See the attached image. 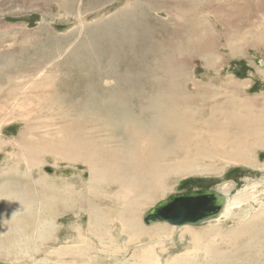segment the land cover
Instances as JSON below:
<instances>
[{"label": "bare ground", "instance_id": "1", "mask_svg": "<svg viewBox=\"0 0 264 264\" xmlns=\"http://www.w3.org/2000/svg\"><path fill=\"white\" fill-rule=\"evenodd\" d=\"M77 2L67 0L66 5H60L59 9L65 11L67 19H79L83 29L91 5H86L84 9L82 2ZM93 4L97 5L98 0H94ZM106 6L104 4L96 9H105ZM142 7V4L133 5L129 10L118 11L107 21H97L83 29L85 32L82 35L85 34L86 37H83L78 46L81 53L74 52V56L67 59V64H74L72 60L75 57L78 59L75 68L78 77L74 76L72 68H67L63 69L67 71V79L62 81L63 75L58 77L61 68L57 67L56 70L57 65H54L52 74L46 76L43 69L46 64L35 61L37 55L32 56L29 62L19 63H16L17 57L13 60L0 55V87L4 88L0 90V137L3 134L2 127L10 120L19 118L26 124V129L20 132L21 142L2 141L0 149L5 150L7 145L19 150L27 165L22 172L24 176L31 177L32 169L41 163L39 157L50 150L60 159L86 163L91 176L87 186L91 197L70 193L68 195L72 196V200L66 196L68 200L63 198L52 201V196L46 194L48 186L43 179L32 178L36 186L42 187L41 193H35L37 198L34 197L29 178H24L25 182L22 179L17 185L5 183L0 188V205L13 206L17 213H10L0 220V231L6 235L0 239V255H27L30 248H36L37 242H43L55 228V218L59 214L84 207L89 212L91 221L86 224L83 240L79 236V244L60 252L54 251L56 256L89 258L87 264H132L126 255L117 257L123 252L129 254L128 246L131 245L137 249L133 264H164L158 254L178 249L175 234L177 227H180L178 229L182 230L180 238L185 250L171 262L190 264L193 258L202 253L206 258L204 264H225L218 262L221 255L209 248L211 242L208 238H199L200 235L192 225L167 227L166 224L169 223H155V227H143L136 213L141 214L152 201L163 196L175 176L198 171L200 163L186 157L195 147L205 146L207 151L209 143L221 140L220 148L224 151L225 158L247 162L249 155L252 162L249 151L264 149V124L253 126L251 122L232 123L234 121L227 120L221 123L219 115L222 112L217 108L219 104L216 100L209 108L211 116H217L218 119H207L202 110V102H206L203 101L202 94L188 92L187 84L192 81V75L187 71V65L182 60H176L172 49L162 41V38L169 35L173 40L180 39L178 30H181V25L172 18L168 22L163 21L160 26H157V21L153 26L148 12H144L146 9ZM147 7L150 9L151 5ZM93 34L94 37L99 34V39L109 41L110 53L116 46L115 42L118 43L115 36L122 35L117 52L110 55L114 60L108 56L107 67L104 69H94L91 64L93 60L90 63L82 60L83 54L89 55L94 49L90 45L94 38L88 37ZM73 35H76L74 31L71 37ZM126 36L132 39L133 45ZM59 49L45 51L47 54L57 55ZM66 51L63 50V53ZM61 55L62 52L53 56V59ZM121 55L126 56L130 62L139 61L140 69L137 73L133 74L131 71V74L129 64L126 68L115 60ZM13 72L17 74V78L24 80L15 87L10 86L17 80L15 76H11ZM84 82L91 84V87H87L90 88L91 96L87 99L85 97L86 100L79 96L80 86H84ZM124 88H129V92H125ZM113 94H118L119 98L115 100ZM215 96L211 99H216ZM16 108H20L19 111ZM82 111L88 115L76 120ZM112 112L114 120L109 119ZM215 121L220 124L219 131H215L217 135L212 131ZM39 128L46 129L44 134H37ZM56 130L59 139L55 133L52 134ZM46 136H52L54 140L48 141ZM203 140L206 143H202ZM228 140L233 144L239 143L244 148L232 150L234 145L230 147ZM224 141L227 142V148H223ZM221 149L216 147L213 153L221 154ZM250 181L242 191L228 197V204L214 220L247 219L246 224L253 227L251 242L263 247H257L262 251L259 254L260 260L253 262L249 259L248 264H264V200L259 199L264 198V176L261 181H253L252 185ZM114 189L116 193L112 194ZM113 202H117V205L112 206ZM80 230L81 226L77 232ZM154 233L155 236H150ZM188 235L191 236L190 241L186 237ZM147 237H150L147 242L142 241ZM69 238L72 239L71 236ZM99 253L113 255V260L109 262L107 257ZM99 255L102 257H98Z\"/></svg>", "mask_w": 264, "mask_h": 264}, {"label": "rangeland", "instance_id": "2", "mask_svg": "<svg viewBox=\"0 0 264 264\" xmlns=\"http://www.w3.org/2000/svg\"><path fill=\"white\" fill-rule=\"evenodd\" d=\"M66 1L0 0V55H5L10 59L13 58V60L17 57L16 63L29 62L32 56L37 55L35 61L44 63L43 65L46 64L43 68L46 71V74L44 72L46 76L51 75L54 65H57L56 70L57 67L61 68L58 77L60 78L63 75L62 81L67 79V71L63 69L68 68L67 70H69L72 68L74 76L78 77V74L75 73L78 59L75 57V60H72L74 64H67V59L74 56V52L81 53L78 50V46L81 44L83 37H86L85 34L82 35L85 32L83 29H87L88 25L97 21L109 20L120 10H129L133 5L142 4V8L146 9L144 12L147 11L148 17L153 21H151L153 26L156 25L157 21V26H160L163 21L168 22L172 18L177 21V24L181 25V30H178L180 39L173 40L170 35L165 38L160 37L172 49L175 59L182 60L187 65V71L192 75V81L187 84L188 92L191 94H202L203 101H206L205 103L202 102V110L207 119L211 117L218 119L217 116H211V109L209 108L216 100L219 104L217 108L222 112V115H219V118L222 119L221 123L227 120L229 122L234 121L232 123H236L235 121L251 122L253 126L264 124V0H98V4L95 6L93 4L94 0H80L84 9L86 5H91L83 29L79 19L74 17L73 19L72 17L67 19L66 14H64L65 11L59 9L60 5L61 7L66 5ZM76 1L79 3V0ZM104 4L107 5L105 9H96ZM148 5H151V10L149 7L146 8ZM78 27L79 29H77ZM73 31L76 35L71 37ZM94 35H87L91 39L94 38L92 43H90L94 49L89 55L83 54L82 60L84 59L89 63L93 60L94 62L92 61L91 64H93L94 69L96 67L104 69L107 67V57H112L110 56L111 53L117 52L116 49L122 41V35L115 36L118 43L115 42L116 46L111 53L109 41L99 39V34L95 37ZM126 37L133 45L132 39L129 36ZM58 48L62 51L59 49L57 55L60 52H62V55L57 59H53V56H57L56 54L50 55L51 53L48 52L47 54L45 51V49L57 50ZM68 49H71V51L68 52ZM63 50H67L66 53H63ZM112 60H114L113 57ZM115 60H118L121 66L126 68L128 67L127 64H129L130 73L131 71H133V74L137 73V70L140 69L138 66L139 61L130 62L126 56H118ZM12 75L17 80H15V84L10 86L15 87L19 83H23L24 80L17 78L15 72ZM28 77L30 76L28 75ZM75 77H73L74 81H76ZM89 86L91 87V84L87 82H84V86L83 84L80 86L81 92L79 96H83V99L91 96L90 88H87ZM2 89L4 88L0 87V90ZM124 90L129 92V88H124ZM214 96L216 99L212 100L211 98ZM112 97L115 100L119 98L118 94H113ZM19 109L16 108L17 111ZM113 112L109 116L110 120H114ZM14 114L18 116L16 113ZM87 115V112L82 111L75 119L81 120ZM216 121L212 128L215 135H217L215 131L220 129V124L216 123ZM24 129H26V124L21 119L10 120L2 127L4 135H1L0 142L5 141L6 143L9 140L21 142L19 140L20 132ZM45 131L46 129L40 130L39 128L37 134H44ZM53 133L58 134L57 130ZM52 136H46V139L48 141L50 139L54 140ZM57 136L59 139V135ZM35 140L37 141V139ZM228 141L230 142V147L234 145L232 150L236 151L238 148H244L239 146V143L233 144L230 140ZM219 142H208L210 145L207 151L204 149L206 147L202 146V148L195 147L191 149L193 152H190V154L187 153L186 157L190 160L198 161L200 168L198 171L190 172L186 175L175 176V179L173 178L172 182L168 184V191L163 196L152 201L142 210L141 214L139 212L136 213V217L143 227H150L144 224L143 216L157 203L177 192L215 189L222 194L234 196L242 191L250 180V185L253 184V181H261L264 176V149L257 148L249 151L253 159L252 162H250L249 155L247 162L231 161L229 158H225L226 155L220 148ZM202 143H206V141L203 140ZM216 147L221 149V154L216 155L213 153ZM223 148H227V142L225 141ZM50 149L53 148L51 147ZM51 152L52 150L47 151L39 157L41 163L32 169L33 175L28 177L22 173L27 166L22 154L17 148L14 150L11 146L5 145V150L0 149V188L5 183L17 185L22 179L25 182L24 178H29L28 181H30L33 194L41 193L42 187L36 186L33 179H43V182L46 181L48 186L47 192L45 190L44 192L52 196V201L66 198V196L72 200V196L68 195L70 193L83 194L86 198L91 197L87 188L91 179L88 165L81 161L73 162L72 160L60 159ZM14 155L18 156V160L17 156ZM47 168H51L55 173L48 174ZM208 169L209 171H207ZM57 173H60V176ZM3 192L7 193L6 190ZM106 193L108 194V192ZM113 193H116V189L112 191ZM36 196L35 194L34 197ZM67 198L66 200H68ZM259 199L264 200V198ZM46 201L49 200L47 199ZM111 205L115 206L117 202H113ZM85 210L82 207L79 210L76 208L62 212L59 214L60 216L55 218V228L50 231L43 242H37L36 248H30V253L22 256L14 254L0 255V264H87L89 258L77 256L61 257L58 255L57 257L53 253L54 251L60 252L63 249L66 250L68 247L79 244L81 240L79 236L83 240L87 229L86 224L91 221L89 212ZM258 210H260V206ZM10 213H17L15 207L0 205V220H3ZM253 215L251 216L253 217ZM237 221L239 226L234 223ZM237 221H232L231 219L225 221L222 219L220 222H215V220H212L207 222L208 224L192 225L191 227L197 230L198 235H200L199 238L209 239L208 241L212 243V245L210 243L209 248L221 255L218 262L248 264L249 259L253 262L259 261V254H262V251L257 247H263L251 242L250 233L253 227L248 223L246 224L247 219ZM241 222L242 224H240ZM80 226L81 230L77 232ZM166 226L171 227L173 225L166 224ZM151 227L155 226L152 225ZM178 228L180 227H177V235L175 234L178 249L173 250V252H166V254L161 252L158 254L164 264H182L180 262H171L175 257H180L185 250L184 243L180 238L182 230ZM5 236L4 232L0 231V239L5 238ZM150 236H155V233ZM186 237L188 241L191 240L190 235ZM149 238L147 237L142 241L147 242ZM136 250L135 246L130 245L128 246L129 254H124L123 252L117 257L122 258L123 255H126V258L131 259L133 264V261H135L133 257L137 253ZM110 254L108 256L105 254L101 255L105 258L107 257L110 262L114 257ZM199 255L193 258L190 264H204L206 258L202 253ZM91 256L97 259L93 253H91Z\"/></svg>", "mask_w": 264, "mask_h": 264}, {"label": "water", "instance_id": "3", "mask_svg": "<svg viewBox=\"0 0 264 264\" xmlns=\"http://www.w3.org/2000/svg\"><path fill=\"white\" fill-rule=\"evenodd\" d=\"M48 174L54 170L47 168ZM60 176V173H57ZM229 196L215 189L181 191L157 203L143 218L145 225H202L217 218L228 204Z\"/></svg>", "mask_w": 264, "mask_h": 264}]
</instances>
